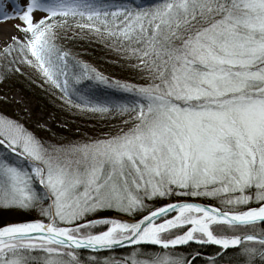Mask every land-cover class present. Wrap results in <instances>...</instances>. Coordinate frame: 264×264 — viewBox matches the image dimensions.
I'll list each match as a JSON object with an SVG mask.
<instances>
[{
    "label": "snow or ice",
    "instance_id": "6c2138e0",
    "mask_svg": "<svg viewBox=\"0 0 264 264\" xmlns=\"http://www.w3.org/2000/svg\"><path fill=\"white\" fill-rule=\"evenodd\" d=\"M34 11L46 14L36 19ZM9 17L22 23L20 35L0 44L4 77L31 66L63 97L89 74L109 82L83 62L79 74L69 71L71 53L57 44L56 28L75 21L122 45L152 82L112 79L145 102L120 105L134 124L103 139L47 144L0 117V144L31 163L0 160V206L38 207L43 216L0 226V264H27L37 249L43 264H85L81 246L119 244L134 251L115 264H195L198 252L170 254V246L189 242L221 252L244 242L246 264L264 260V230L255 231L264 222V0H160L147 11L99 0H27L18 11L0 12ZM105 211L120 215H97ZM141 242L164 251L145 259L136 250Z\"/></svg>",
    "mask_w": 264,
    "mask_h": 264
},
{
    "label": "trees",
    "instance_id": "16d2710c",
    "mask_svg": "<svg viewBox=\"0 0 264 264\" xmlns=\"http://www.w3.org/2000/svg\"><path fill=\"white\" fill-rule=\"evenodd\" d=\"M99 2L117 5L127 4L129 7L147 11L154 8L160 0H99ZM56 32L57 44L71 53L72 58L68 61L69 71L71 73H80L81 67L78 63L79 61L86 63L96 72L103 74L109 79V82L112 81L111 79L114 78L113 76H117V78H114L117 80L131 77L132 80L137 81L140 79L145 80L146 75H148L140 68L135 67L136 59L134 57L130 58L128 54L120 51L122 45L114 43L113 40L108 38H97L94 34L89 32L87 28L81 29L75 21L71 25H58ZM18 33L19 35L21 34L19 30ZM32 74L33 78L31 75L27 76L28 72L25 70L23 73H9L6 77L2 75V78L3 82L7 83L9 86L21 87L26 95L34 96L37 111H43L54 116L56 120L67 123L69 125L68 133L81 128L80 125L75 126L72 123V119H76L77 117L74 115L75 112L79 113L80 116H78L82 120L92 123H108L115 120L121 121L131 115V113L125 114L123 109L119 106L122 104H134L135 102L133 99L119 90L110 89L109 86L99 84L95 81L92 74L72 84L74 91L70 92L68 97H63V93L59 92L52 84L47 82L43 76L39 77L33 72ZM89 102L92 104L110 103L115 107L113 110L106 112L93 110L91 107H77V105L81 103ZM69 111H72L74 114L67 116L66 114H69ZM1 148L4 149L0 145V149ZM164 200L149 201L148 203L159 204L164 203ZM202 200L219 205L218 202L212 199L207 200L202 198ZM113 212L116 211L100 212L97 215H106ZM5 216L7 217L4 218ZM36 218H43L38 207L31 210H21L15 207L0 206V226L5 224L7 220L22 221ZM95 229L102 230V227L95 226ZM262 230H264V222L257 223L255 231L260 232ZM243 243L244 242L234 247H228L221 252L220 246L215 244L203 245L190 242L185 245L170 247V254L179 252L181 255H185L198 252L199 255L194 258L195 264H210V257L214 259L215 264H246V257L243 253ZM136 250L142 253L145 259L164 251L162 247L153 245H136ZM77 251L85 264H91L93 260L96 261V264H105V260L110 262V264H115V262L122 261L123 259H131L134 248L131 246L101 252ZM214 253H219V255L213 257ZM44 256L45 253L41 250H32L28 257L27 264H43ZM256 264H264V260L257 257Z\"/></svg>",
    "mask_w": 264,
    "mask_h": 264
},
{
    "label": "rangeland",
    "instance_id": "374dc122",
    "mask_svg": "<svg viewBox=\"0 0 264 264\" xmlns=\"http://www.w3.org/2000/svg\"><path fill=\"white\" fill-rule=\"evenodd\" d=\"M27 0H0V12L10 13L14 10L18 11L22 7L26 6ZM43 11H34V17L39 19L40 16L45 15ZM22 23L18 18L9 17L8 19H0V36L3 40H0V44L8 38L9 34H17L18 29L17 24ZM25 70L28 72V75H31L33 78L32 72L42 77L40 73L34 70L31 66L25 65ZM3 72L0 70V117L7 119L15 120L20 124H23L26 129L31 131L36 135L40 140L47 144H57V145H70L74 142H87L90 140L103 139L108 135H116L122 130L131 128L134 124V120H130L129 116L123 120H115L108 123L98 122L92 123L87 122L79 118V113L69 111L68 115L74 114L76 119H72L73 125H80L81 128L68 133L69 125L61 120H56L54 116L47 114L43 111L36 110V100L32 95H26L21 87L9 86L7 83L3 82L2 78ZM117 78V76H113ZM140 78V77H138ZM112 80V79H111ZM121 82H128L130 84L136 85H146L152 82V78L149 75H146L145 80H132L131 77L123 78L122 80H117ZM101 85L109 86L110 89L119 90L122 93L127 94L133 101L143 103L145 102L142 97H140L136 92H133L129 89L117 86L111 82H101L96 80ZM79 115V116H78ZM4 149H0V160H6L9 163H15L17 166L30 169L31 163L27 158L20 157L17 153L11 152L6 145L0 144ZM199 199L202 198L211 200L212 198L208 197H192V196H177L174 195L171 199ZM220 203L218 199H212ZM167 200L165 199L164 202ZM45 204L47 200L43 201ZM98 214V213H97ZM142 214V213H141ZM106 215H120V213L113 212ZM5 216L4 218H6ZM131 218V217H125ZM13 220H7L11 222ZM6 222V223H7Z\"/></svg>",
    "mask_w": 264,
    "mask_h": 264
},
{
    "label": "water",
    "instance_id": "95a60500",
    "mask_svg": "<svg viewBox=\"0 0 264 264\" xmlns=\"http://www.w3.org/2000/svg\"><path fill=\"white\" fill-rule=\"evenodd\" d=\"M204 203V202H203ZM107 216H119V215H107ZM130 219V218H128ZM23 221V220H22ZM14 222H20V221H12V222H7V223H14ZM5 223V224H7ZM258 223H261V222H258ZM190 243V242H189ZM138 245H153V246H158V247H162L160 245H156L152 242H141L140 244ZM176 246H181V245H176ZM234 246H237V245H231L229 247H234ZM127 247H131V245H126V244H119V245H115V246H112L110 248H105V249H97V250H91V249H88L86 246H81L80 248L76 249V250H79V251H85V252H101V251H109V250H116V249H122V248H127ZM170 247H174V246H170Z\"/></svg>",
    "mask_w": 264,
    "mask_h": 264
},
{
    "label": "bare ground",
    "instance_id": "6f19581e",
    "mask_svg": "<svg viewBox=\"0 0 264 264\" xmlns=\"http://www.w3.org/2000/svg\"><path fill=\"white\" fill-rule=\"evenodd\" d=\"M0 40H3V38H1V36H0Z\"/></svg>",
    "mask_w": 264,
    "mask_h": 264
}]
</instances>
